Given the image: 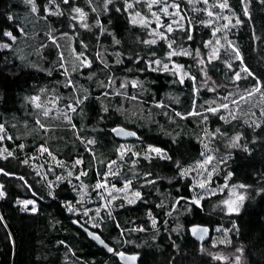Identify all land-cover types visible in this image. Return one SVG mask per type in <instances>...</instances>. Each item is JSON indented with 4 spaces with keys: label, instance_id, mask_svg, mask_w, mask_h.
<instances>
[{
    "label": "trees",
    "instance_id": "1",
    "mask_svg": "<svg viewBox=\"0 0 264 264\" xmlns=\"http://www.w3.org/2000/svg\"><path fill=\"white\" fill-rule=\"evenodd\" d=\"M244 93L258 105L232 120L214 109ZM117 126L140 138L118 140ZM0 134V264H120L74 218L141 264H264V0H0ZM121 144L138 158L114 182L139 196L92 209V226L60 177L82 174L94 197ZM209 147L212 185L246 193L237 213L221 195L194 202L187 171ZM196 223L213 229L203 244Z\"/></svg>",
    "mask_w": 264,
    "mask_h": 264
},
{
    "label": "rangeland",
    "instance_id": "2",
    "mask_svg": "<svg viewBox=\"0 0 264 264\" xmlns=\"http://www.w3.org/2000/svg\"><path fill=\"white\" fill-rule=\"evenodd\" d=\"M165 9L166 14L168 12V9L166 7ZM175 10H177V8H175ZM157 25L159 28L164 25V20L162 17H157ZM59 51L60 55L63 56L65 60V64L63 66L66 69L69 65L66 58L64 57V54L69 53V49H59ZM165 66H167V69H165ZM163 68L165 70L176 71L182 82L187 76L186 70L183 67L175 64L174 62L166 63ZM251 94L252 93H244L237 98L229 99L228 101L220 103L217 107H214V109H224V111H226L225 115L227 116V119L232 120L235 117L239 116L240 112L243 109L247 108L248 105H258L257 100H253L252 98H250ZM35 100L37 102L38 98H35ZM225 105L227 107H225ZM54 107L55 106L45 107V110L51 112L52 110H54ZM57 109L62 110L59 107ZM154 148L157 147L148 146L144 153V156L152 157L160 156L163 154V151L161 149L159 153L152 151V149ZM130 153L133 154L135 160L138 158V152L135 150V147L129 144H121L118 150L119 159H116L111 163L112 166L109 167V170L101 179V181L93 186V191L95 192L94 197L91 196L92 191L89 190V187L81 179L82 174L77 173L73 176L72 169H65L66 172L64 176L60 178H67L71 181L72 184L75 185L79 202L77 204H71L69 207V211L73 212L74 214L82 213L86 215L88 217L87 220L89 221V223L94 226L96 223L92 218L89 217L90 211L92 209H96L99 213L100 208L110 207L116 202H118L119 204H130L135 202L139 195H137V192L132 191L129 183L126 182L123 186H119L114 182V179H116V175L119 174L122 164H124V162H128L125 158ZM1 155L5 156V153L2 152ZM217 162L218 160L214 155L213 148L209 147L204 150L202 159L196 162L193 165L192 169H189L187 171V174L193 179L194 202L200 204L201 201L207 197L221 195L222 197L216 202L217 207L222 208L227 213H237L242 207V204L246 198V193L243 191V189L231 187L228 184L221 185L219 187H214L212 185L213 177L216 175L218 169ZM74 178L77 181H74ZM23 205L25 208L31 206L33 210L36 208L35 203L32 201H25ZM222 232L223 231H221L220 233ZM220 243L222 245L227 244L225 240L216 238L212 241V246L219 247ZM216 254H218V256L222 259L227 258L226 254H224L222 250H220V252L217 251Z\"/></svg>",
    "mask_w": 264,
    "mask_h": 264
},
{
    "label": "water",
    "instance_id": "3",
    "mask_svg": "<svg viewBox=\"0 0 264 264\" xmlns=\"http://www.w3.org/2000/svg\"><path fill=\"white\" fill-rule=\"evenodd\" d=\"M112 133L118 140L124 142L137 140L140 138L137 132H135L134 130L124 128L122 126H117L113 128ZM0 202L1 203L4 202V195L2 193L1 187H0ZM71 223L74 226L81 229L82 231H84L87 234L88 238L96 245L105 249L108 253H115V256L120 264H141L140 254L126 252L124 250L115 251V248L111 246L99 232L85 226L76 218L72 219ZM189 232L193 239L203 244L211 239L213 234V229L208 225L196 223L189 227Z\"/></svg>",
    "mask_w": 264,
    "mask_h": 264
},
{
    "label": "snow or ice",
    "instance_id": "4",
    "mask_svg": "<svg viewBox=\"0 0 264 264\" xmlns=\"http://www.w3.org/2000/svg\"><path fill=\"white\" fill-rule=\"evenodd\" d=\"M65 2H67V0H65ZM77 11H80V10L77 9ZM165 11H166V9H165ZM168 30L171 31V28H169ZM7 35L11 36V33H8ZM157 63H158V62H157ZM165 69H167V66H165ZM257 90H258V89H257ZM225 107H227V106L225 105ZM152 151L159 153L161 150L158 149V148H154V149H152ZM137 195H139V193H137ZM130 202H131V201H130Z\"/></svg>",
    "mask_w": 264,
    "mask_h": 264
}]
</instances>
